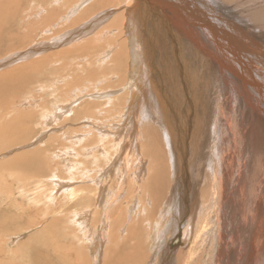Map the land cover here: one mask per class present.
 <instances>
[{
  "label": "bare ground",
  "instance_id": "6f19581e",
  "mask_svg": "<svg viewBox=\"0 0 264 264\" xmlns=\"http://www.w3.org/2000/svg\"><path fill=\"white\" fill-rule=\"evenodd\" d=\"M20 43L24 46L17 49ZM2 49L22 59L54 52L31 66L39 68L38 74L53 71L54 81L62 85L60 93L49 85L59 96L50 107L40 102L41 121L61 124L56 130L60 134L68 128L70 132L67 137L48 134L51 143L64 145L60 153L55 147L51 155L39 149L17 158L22 173L13 184L17 192L23 189L25 170L35 184L51 180L37 190L41 198L31 204L45 217L58 216L61 225L62 213L74 217L67 225H75L87 243L81 258L99 257L95 264H101L108 238L116 235L110 227L113 219L107 221L113 207L124 203V192L134 195L151 183L165 202L161 213L171 231L167 246L183 230L190 247L178 252L170 247L161 255L152 247V252L145 251L142 244L132 257L123 258L116 253L113 236L103 264H264V0H0ZM12 78L0 76V97ZM26 113L14 117L10 112L11 121L6 116L0 120L5 147L30 135L31 123L22 120L31 114ZM114 134L115 141L108 142ZM34 144L40 148L39 142ZM147 159L151 168L144 174L141 165ZM120 173L113 192L114 175ZM129 175L131 186L124 182ZM141 177L147 181L139 185ZM19 194L26 200L25 189ZM95 203L98 218L90 221ZM144 205L140 203L141 211ZM147 206L143 211L152 210ZM196 210L201 211L199 217ZM144 214L138 218L140 226L148 220ZM152 219L148 225L155 231L157 218ZM55 223L58 230V220ZM45 233L55 239L53 228ZM25 245L19 248H33ZM10 255L15 256L14 250Z\"/></svg>",
  "mask_w": 264,
  "mask_h": 264
},
{
  "label": "rangeland",
  "instance_id": "374dc122",
  "mask_svg": "<svg viewBox=\"0 0 264 264\" xmlns=\"http://www.w3.org/2000/svg\"><path fill=\"white\" fill-rule=\"evenodd\" d=\"M49 36H47V37H49ZM2 43H3V40H2ZM23 46H24V43H20V44L17 45V49L18 48H21ZM13 48H12V50H13ZM7 52H9V53H7ZM40 53H42V52H40ZM52 53H54V52H50V53L49 52L48 53L46 52V54L43 53L44 55L42 54V56L34 57V58H31V59H22V58H16L15 56L13 58L12 54H15V51H7L6 49L0 50V76L3 75V76H12L13 77L11 79V83L8 86L7 90L1 92L3 95L0 97L1 98L0 99V115H1L0 116V120L2 119L3 116H6V118L7 119H10V121H11L13 119L12 116L15 115V114L18 116V115L24 114L26 112H28V113H26L25 115L31 113L29 117H28V115L26 117V118H30V119H26L25 116L22 117L23 118L22 120L25 119L26 122L28 121V122L31 123L30 124L31 127L29 125V131H31V133L30 132L29 133H30L31 136L28 134L29 136L27 135V136L21 138L22 139V142H20L19 144L14 145L12 147L11 146H8V148L5 147V144H6V143H4V142H6L5 141V138H4V142L3 141H0L1 144L4 143L3 145L0 146V149H3V150H0V229H1L0 230V264H64V263L67 264L66 262H68V264H82L83 262H84L83 264H95L96 260L99 259V257L97 259H94L93 256H90V259L91 260H88L86 257H83L84 260H82L83 258L80 257L81 250H84V252H87L86 251V245H87V243L84 242V240H83V237H84L83 234H79L77 232L78 229H77V227L75 225H71V224H69V226L67 225L68 221L70 223L73 221L74 217L72 215H69L68 214V216H67L65 212L62 213V215L64 217V219L62 220L64 222V225H61V220L58 219L59 218L58 216L57 217H54V216L50 215V216H46L45 217L43 214L38 213V212H40V210H37V209L33 208V205L31 204V202L32 201H37L38 199L41 198L37 194V190H39V189H42L43 190V187L45 185L49 184L51 182V180L44 179V180H42L41 184H35V183H33V179L29 176L30 175L29 174L30 171L25 170L26 172L23 174V183L20 185V187L23 188L21 190H24L25 189V191H26V196H25L26 200H22V197H24V196H21L19 194V192L21 190H18V192H17V188L18 187H17V185L13 184V183H16V180L15 179H21L20 177H18V174H20L19 172L22 173L21 169L17 168V166H16V163L21 162L17 158H21L22 155L28 154V153H33V152H35V151H37L39 149L40 150H48L49 152L47 153V155H51L53 153H56V151H54L56 149L55 147H60V149L58 148V150H57V152L60 153V150L64 147V145L63 144H59V143H57V144L56 143H51L53 141L52 140L53 139L52 137L53 136H57V135H63L64 137H67L68 133L70 132V129L68 128L67 129L68 130V133H67L66 130H64L62 132V134H60V133H58V131H60L62 129L61 128L62 126H60L61 124H57L56 125V123H54L55 124L54 125V124L48 123V124H50V125H48V124H43V122L41 121V114H42L41 108L43 107V105H45L44 107H50L51 105L53 106V103L52 102H54V104H55V101H56V99H58V96H59L58 92L59 91L61 92V90H60V85H61L60 82L61 81L60 80H57V79L54 81L53 76H51V73H53V71L51 72L50 70H48V71H50V72H48V71H45L46 69H44L42 71V73L38 74V69L39 68L38 67H31V66L33 64H35L34 62L37 61V60H41V59L42 60H46L47 57H50L51 56L50 54H52ZM20 57H22V56H20ZM52 79H53V81H52ZM57 81L58 82L60 81L59 82V85H58ZM8 82H6L4 85H7ZM47 82L49 84H47ZM66 83L67 82L64 83V87L65 88H66V85H65ZM49 85L50 86L56 85L54 87H55V90L58 89L57 90L58 92L55 93L56 91H53L54 90L53 89L54 87L51 88ZM45 86H46V89H45ZM61 87H62V85H61ZM41 90H43V91L48 90L49 91V94H48V92H45L47 94L42 93V92H40ZM38 92H40L41 94L38 93ZM52 92H54V95L56 94L57 96L55 95L56 97H54V95H53ZM14 93H15V95H12ZM205 94L207 95V92L206 91H205ZM46 95L48 96V98H47ZM45 96H46V98H45ZM64 96H67V95H64ZM203 96H204V94H203ZM2 97H3V100H2ZM10 97H13V98L11 99ZM40 97H42V99H40ZM203 98H205V96ZM43 100L45 102H43L44 104L42 105L40 102H42ZM47 102H49V105H48ZM90 103H95V102H90ZM96 103H99V102H96ZM18 104H20V106H21V107H19L20 109L17 107ZM210 104H211L210 105L211 110L213 111V109H212V100H211V103ZM14 105L16 106V108H15ZM4 106H5V108H4ZM9 106L12 108V110H11V108ZM38 106H39L40 109L38 108ZM14 108L17 109V110L13 114L12 112L15 111ZM33 110H34V112H33ZM10 112H11L12 116H11V114L8 115ZM18 113H20V114H18ZM16 115L14 117H16ZM106 119H105V117L102 118L103 122ZM18 124H19V126L20 125H25V124H21V123H18ZM58 125H59V127H58ZM19 126H16V129L17 130H18V127ZM77 126L79 127V125H77ZM69 127H71V126H69ZM51 130H54V131H51ZM56 130H58V131H56ZM47 131H48V133H46ZM45 133H46V135H44ZM48 134H50L52 137H50V135H48ZM53 134H55V135H53ZM117 134H118V130H117ZM47 135H48V137L51 140L47 137ZM41 136H42L43 140H42ZM119 136L120 135L118 134V137ZM38 138H40V139H38ZM115 138H116V136L114 134V139L113 138H109L108 142H113V140L115 141ZM100 140H102V139H100ZM37 141L40 144V148L37 147L38 144H36V145L34 144V143H38ZM106 144H107V141L104 142V145H106ZM119 144L120 143L118 142L116 146H118ZM33 146L36 147V148H34ZM61 146H63V147H61ZM108 146L110 148H113V144L108 145ZM105 150L108 153V155L111 154L110 153L111 152L110 150H108L107 148ZM115 150H116V152H118V150L116 148H115ZM50 152H51V154H50ZM11 161H12V163H11ZM53 166H54V163H53ZM119 167L121 169V166H119ZM141 167H142V169H144V174H147L148 169L151 168V161L149 159L143 161V164L141 165ZM12 171H14V172H12ZM13 173H16L17 176L14 175ZM10 174H13L15 177H11ZM120 176H121V173H120V175H114V183L112 185L113 186V192L119 186V178H120ZM141 179H142V177H141ZM141 181H145L146 182L147 180L146 179H144V180L142 179L140 181H137L139 183V185L141 183H145V182H141ZM124 182H127L128 185L131 186V176L130 175L127 176ZM134 184H135V182H134ZM39 185H41L42 187L40 188ZM150 185H152V184L150 183ZM150 185L148 183V186H146L145 189H143V191L141 190L142 192H136L135 191L136 193H139V194L134 193V195H132L133 194V191H132V194H130L131 191L124 192V195H123L124 203L121 202L122 204L119 203L120 205L117 204V206L113 207V209H112V211H111V213L109 215L110 217L108 216L110 219L107 217V221L110 224H111V221L110 220L113 219V221H112L113 224L110 225V227H112V229H114V232L112 234L115 233L116 235H113V236L114 237L116 236V237L114 238L111 235V239L113 237L114 240L113 239L112 240L114 241V247H115V245H117L115 249H116V253L118 254L119 257H123V258L132 257L133 254L136 251H138L139 247L142 246V244H143L142 247H143V249L145 251L152 252L151 251V247H152V248H154L153 253H156V254L157 253H160L161 255L163 254V251L165 249H167V248L170 249V247H173L174 248L173 249L174 252H178V250H180V249L187 250L188 249L187 247H190L189 242L191 243V241L188 240V244L186 243V240H184V237H183V230L179 234V236L173 241V243L171 242L172 243L171 244L172 246H170V247L167 246L168 240L169 239L171 240V231H170L169 226H168V224L166 222V217L164 215H162V213H161L163 211V206L162 205H164L165 202L162 201V198H159V196L157 195V192H155L153 190V188H151ZM149 188H151V189H149ZM150 191H152V192L150 193ZM194 192L196 193V199L199 200L198 189L195 188V191ZM12 193H14L13 199L10 198V195H12ZM147 194H150L149 197L147 196ZM93 195L96 196V193H94ZM137 195H139L138 198H137ZM154 195H155V197H154ZM139 197H141V198L139 199ZM158 198H159V200H158ZM136 199H137V201L135 203V200ZM145 199L148 200V201H146ZM44 200H45V195L42 197V202H44ZM110 200H111V198H110ZM139 200H144V202L146 201L147 203L146 202L144 203V202L139 201ZM59 201L61 202V200H59ZM153 201H154V203H153ZM23 202H24L25 205H23ZM16 203L19 204V205H16ZM140 203H141V205H144L145 204L144 205L145 207L143 209H148L147 204L148 205L150 204V208L152 210L149 209V211H146V210L143 211V209H142V211H141L140 208L142 206H140ZM125 204L128 205L129 207L126 206ZM8 205L9 206L11 205L10 206L11 208L8 207ZM91 205H92V207H91L92 208L91 209L92 210V212H91V215L92 216H90V221L96 220V218H98V215H96L95 212H93V208H95V207L97 208V203L91 204ZM132 205H136V206L134 207ZM124 206H125V208H124ZM130 207L132 208V210H131ZM16 208H18V212H17V209ZM27 209H29V210L27 211ZM126 209H127V211H126ZM137 209L140 210L142 213L145 212L146 213V215L144 214L145 217L148 214V217H146V219H148L147 222H146V225L144 224V226H146L145 229H144V226H140L139 225L140 223L142 224L141 219H144V217L141 216V212H136ZM158 209H160V210H158ZM4 210H5V212H4ZM22 210L23 211H26V212H23ZM70 210H72V209H70ZM120 210H121L122 213L120 212ZM8 211H10L11 213L13 212V213L12 214L11 213L9 214ZM132 211L135 214H133ZM200 212H201L200 210H196L195 211L196 217H199V213ZM130 213H132L134 216L137 217V223L139 222L138 221L139 220L138 218H141L140 219V223H138V225H137L139 228L135 227L136 226V224H135L136 218L134 216H132ZM7 214H8V216H7ZM14 214L19 215V218L16 215H14ZM26 214L27 215L29 214V215H28V218L25 219V217L27 216ZM149 214H150V217L151 218L149 217ZM121 215H123L122 216V218H123L122 221L123 222L120 221L122 223H120L118 225L117 223H119V220L122 219V218H120ZM22 216H23V219H22ZM102 216H103V214L101 213L99 215V217H102ZM126 216H128V217L130 216L131 218L130 217L128 218ZM163 216H164V218H163ZM93 217H94V219H93ZM115 217H117L116 218L117 220L115 219ZM152 217H155V219L157 218L156 219L157 222L156 221L153 222L154 225L157 226L155 231L150 228V225H148L149 224L148 222L151 221V220H153ZM124 218H127V220H125ZM15 219H16V222H15ZM132 219L133 220L135 219V222L132 221ZM55 220H58V226H57L58 227V230H55V228H54V226L56 225ZM115 221H117V222H115ZM158 221H159V224H158ZM128 222H129V224H128ZM123 223H126V224L122 225ZM130 223L133 224V227L135 228L136 231L135 230H132V229H134L132 226L129 227L130 226ZM114 224H117V225L114 226ZM70 226H71V228H70ZM73 226H75V227L73 228ZM51 228H53L54 231H55V239H53V240L50 237V235L48 236V238L49 237L50 238L47 239V235L48 234L45 233L46 231H48ZM128 229H129V231H128ZM24 230H26V231H24ZM144 230H146V231H144ZM131 231H133V232H131ZM19 232H20V234H19ZM25 232H27V233H25ZM74 232L79 234L77 241H74L73 240L74 239L73 236L75 234ZM43 233H44V235H43ZM71 233H73V235ZM132 233L134 235H132ZM41 234L43 235V237H42ZM53 235H54V232H53ZM39 236H41V238H43V239H40ZM102 236L104 237L103 234H102ZM120 236H121V241L119 239ZM123 236H125V238H124L125 240H123ZM131 237H133V238H131ZM44 238H46L45 241L47 240L46 241V244H45ZM79 238H81V241H79ZM127 238H129V239H127ZM111 239L108 238L109 241L106 243V247H104V251L102 252V255L103 256L101 258V264H103V261H104L103 258L105 256V253L104 252L107 251L106 248H108L110 250V247H111L110 245H112V240ZM153 239H156V245L152 244L154 242ZM189 239H192V237L189 238ZM126 240H127V242H126ZM11 241L16 242V243H14L15 246L12 245ZM9 242L11 243L12 246L10 245ZM56 242H57V244L54 245ZM6 243H9L8 246H9V248L11 247L10 250H8L9 248L6 246ZM121 243L122 244L124 243V244L122 245ZM16 244H18V245H16ZM21 244H24V245L25 244H28L29 247H30L29 249H31L32 248L31 246H33V248H32L33 250L32 249L31 250H28V251L27 250L26 251L22 250V248H19V247H21ZM40 246H42V247H40ZM68 246H69V248H68ZM77 246H78V248H77ZM14 247H15V249H14ZM36 248H37V250H36ZM54 249H55V251L56 250L57 251L54 252ZM12 250H14L15 256L14 255H10V252ZM134 250H135V252H134ZM48 251H50V252H48ZM108 252L109 251H107V254H108ZM125 252H126V254H125ZM108 257H109V255H108Z\"/></svg>",
  "mask_w": 264,
  "mask_h": 264
}]
</instances>
